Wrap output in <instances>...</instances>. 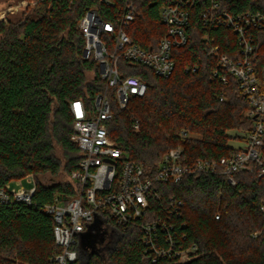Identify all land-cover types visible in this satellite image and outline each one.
<instances>
[{
    "label": "trees",
    "instance_id": "16d2710c",
    "mask_svg": "<svg viewBox=\"0 0 264 264\" xmlns=\"http://www.w3.org/2000/svg\"><path fill=\"white\" fill-rule=\"evenodd\" d=\"M29 1L34 4L20 21L0 20V188L33 176L36 191L30 205L11 202L0 206V264H55L61 252L54 240V221L44 208L56 198L68 203L77 194L76 186L68 181L44 185L39 177L62 173L69 177L78 168L84 155L71 142L74 118L70 105L82 100L91 107L106 86L98 64L83 57L85 40L77 27L92 8L113 21L127 0H110L111 4L102 0ZM132 1L136 19L128 34L144 48L155 46L166 31L159 8L167 0ZM222 5L229 12H264V0ZM205 8L199 0L189 7L188 44L174 51L176 67L170 77L120 63L122 75L137 76L148 89L145 97L131 98L126 109L113 103L108 134L131 161L149 173L179 146L190 159L231 156L236 136L252 126L245 117L248 100L236 80L228 76L224 83L213 77L218 61L203 37L210 33L222 54L236 51V38L226 28L204 29ZM255 33L257 70L262 74L264 31ZM189 65H196L197 71L186 70ZM57 147L65 163L57 156ZM236 179V186L221 176L204 174L186 176L176 184L157 183L145 221L164 216L170 198L182 201L181 217L172 218L176 236L187 237L184 245L198 246V256L185 264H264L260 211L264 176L241 172ZM105 240L113 244L102 250L107 261L98 250ZM141 241L138 226L123 231L109 221L108 229H100L87 247L80 246L75 264H174L155 263Z\"/></svg>",
    "mask_w": 264,
    "mask_h": 264
},
{
    "label": "built area",
    "instance_id": "2783aa9c",
    "mask_svg": "<svg viewBox=\"0 0 264 264\" xmlns=\"http://www.w3.org/2000/svg\"><path fill=\"white\" fill-rule=\"evenodd\" d=\"M199 1L206 6L202 15L204 29L226 28L236 38V51L228 54L221 53V45L210 33H206L203 42L218 61L213 77L228 83V76H232L246 96L249 108L245 117L252 126L236 136L235 152L231 156L190 159L179 146L171 149L151 173L142 164L131 161L110 138L107 122L114 118L113 103L126 109L131 98L145 97L148 86L137 76L122 75L120 63L145 67L161 78L170 77L176 67L174 51L188 44L189 7L196 0H167L160 6V20L166 31L158 43L149 48L137 44L127 32L136 19L132 0L126 1L113 21L105 20L96 8L88 10L77 27L85 40L83 57L98 64L106 86L95 96L91 107L82 100L70 105L74 118L71 142L84 158L68 177V182L76 186L74 198L68 203L56 198L44 208V213L54 221V240L61 249L53 260L55 264H75L81 235L91 227L92 238L100 229H108L109 221L123 231L138 226L142 232L141 243L155 263L160 260L188 263L198 256V246L195 243L184 245L187 237L176 236L172 222L173 217H181L182 201L170 198L164 216L157 215L150 222L145 221L150 216L154 185L176 184L186 176L204 174L221 176L231 186H236V176L241 172L264 176V70L262 74L257 70L255 33L264 31V12H229L223 8L222 3L234 0ZM102 2L111 4L110 0ZM186 70L195 72L197 66L189 65ZM135 128L138 129V125ZM183 136H187L186 133ZM35 191L36 185L24 190L8 184L0 188V206L11 202L30 205ZM260 211L264 217V205Z\"/></svg>",
    "mask_w": 264,
    "mask_h": 264
},
{
    "label": "rangeland",
    "instance_id": "374dc122",
    "mask_svg": "<svg viewBox=\"0 0 264 264\" xmlns=\"http://www.w3.org/2000/svg\"><path fill=\"white\" fill-rule=\"evenodd\" d=\"M33 4L34 3L30 4L29 0H0V20L7 18L12 20L13 22H18L23 18L25 12L27 11V8ZM56 154L63 163L66 162L63 151L59 147L56 148ZM39 181L44 185H52L65 183L68 181V177L64 173L58 176L45 174L39 177ZM9 185L14 189L23 188L24 190H30L36 185V180L33 176H30L21 180H14ZM110 245L111 243H108V241L105 240V242H103L102 245L98 247V250L103 254L105 261H107V256L106 253L102 252V250H104L105 248H109L108 246ZM111 246H113V244Z\"/></svg>",
    "mask_w": 264,
    "mask_h": 264
},
{
    "label": "water",
    "instance_id": "95a60500",
    "mask_svg": "<svg viewBox=\"0 0 264 264\" xmlns=\"http://www.w3.org/2000/svg\"><path fill=\"white\" fill-rule=\"evenodd\" d=\"M91 227H90V229H89V231H87V232H85V233H83L82 235H81V245L83 246V247H87L88 245H89V243H90V234H91Z\"/></svg>",
    "mask_w": 264,
    "mask_h": 264
}]
</instances>
